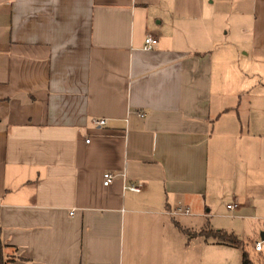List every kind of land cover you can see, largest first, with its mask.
Segmentation results:
<instances>
[{
  "label": "crops",
  "instance_id": "1",
  "mask_svg": "<svg viewBox=\"0 0 264 264\" xmlns=\"http://www.w3.org/2000/svg\"><path fill=\"white\" fill-rule=\"evenodd\" d=\"M219 204L264 229V0H0V264H195Z\"/></svg>",
  "mask_w": 264,
  "mask_h": 264
},
{
  "label": "rangeland",
  "instance_id": "2",
  "mask_svg": "<svg viewBox=\"0 0 264 264\" xmlns=\"http://www.w3.org/2000/svg\"><path fill=\"white\" fill-rule=\"evenodd\" d=\"M202 222L205 226L200 233H207L208 229L222 230L227 235L231 234L237 242L229 244L227 241L213 239L211 236L205 238L206 241L200 239L193 242L195 264H240L241 250L247 253L252 264H264V242L263 251L260 254L254 253L251 248L254 240L261 241V232L264 231L261 223L247 218L229 217L228 211L220 204L216 212L210 210Z\"/></svg>",
  "mask_w": 264,
  "mask_h": 264
},
{
  "label": "built area",
  "instance_id": "3",
  "mask_svg": "<svg viewBox=\"0 0 264 264\" xmlns=\"http://www.w3.org/2000/svg\"><path fill=\"white\" fill-rule=\"evenodd\" d=\"M156 38L153 37V36H150V35H146L143 39V49L145 50H148L150 49L155 43H156ZM139 116H142L143 114H138ZM92 123L95 125V126H103L105 124V119L103 118H93L92 120ZM114 177V174L108 172V171H104L102 172L101 174V178H102V185L103 186H106L108 185L111 180L113 179ZM126 188H128L129 190H132V191H138L139 190V187L135 184H128L126 186ZM226 209H232L235 207V204L233 203H229V204H226L225 205ZM172 214L174 215H186V214H189V211L187 208L185 207H181V206H178L176 207L173 211H172ZM253 249L255 251H258L260 252L261 251V241H255L253 243Z\"/></svg>",
  "mask_w": 264,
  "mask_h": 264
},
{
  "label": "trees",
  "instance_id": "4",
  "mask_svg": "<svg viewBox=\"0 0 264 264\" xmlns=\"http://www.w3.org/2000/svg\"><path fill=\"white\" fill-rule=\"evenodd\" d=\"M198 234L204 236L205 238H209L211 236L213 239H217V240L222 239V241H227L229 244H236L237 242V240L231 234L227 235L222 230L208 229L207 233L204 232L200 233V231H198ZM221 236H224V238H219ZM0 247H1V243H0ZM240 264H252V262L248 259L247 253L243 250H241L240 253Z\"/></svg>",
  "mask_w": 264,
  "mask_h": 264
}]
</instances>
